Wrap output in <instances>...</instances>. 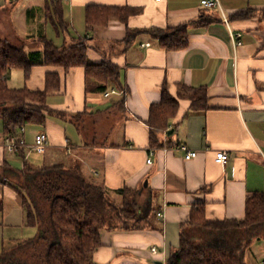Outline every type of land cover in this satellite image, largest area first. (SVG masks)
Returning a JSON list of instances; mask_svg holds the SVG:
<instances>
[{
    "label": "crops",
    "instance_id": "obj_1",
    "mask_svg": "<svg viewBox=\"0 0 264 264\" xmlns=\"http://www.w3.org/2000/svg\"><path fill=\"white\" fill-rule=\"evenodd\" d=\"M202 1L0 0V40H19L34 62L27 77L16 69L20 86L11 88L46 92L48 108L43 129L26 127L27 147L16 153L4 146L0 119V255L38 233L27 224L24 193L17 188L27 166L80 163L115 202L131 189L150 206L152 227L101 231L94 264H167L194 217L240 221L248 198L264 196V0H218L216 8ZM103 7L138 12L127 24L112 20L90 29L89 10ZM179 27L187 30L184 49L166 50L153 34ZM48 41L58 49L85 42L88 62L118 67L119 82L98 92L93 81L87 91L85 68L42 63ZM200 87L207 110L194 113L191 99L180 93ZM113 89L119 94L104 96ZM165 90L178 100V110L168 133L159 135L163 147L155 148L149 121ZM38 132L49 137L44 155L31 149ZM188 152L198 155L186 160ZM218 152L228 153L227 165L216 163ZM256 246L248 247L245 264H254Z\"/></svg>",
    "mask_w": 264,
    "mask_h": 264
},
{
    "label": "trees",
    "instance_id": "obj_2",
    "mask_svg": "<svg viewBox=\"0 0 264 264\" xmlns=\"http://www.w3.org/2000/svg\"><path fill=\"white\" fill-rule=\"evenodd\" d=\"M137 12L132 8H95L89 10L87 23L90 29L105 27L112 20L127 24ZM186 33V27H179L155 30L153 34L166 50H180L188 45ZM87 49L83 41L64 49L48 41L42 63L66 70L83 67L87 91L94 81L98 84L95 91L104 92L110 83L119 82L120 70L110 62L90 64ZM33 64L19 40H0V119L5 137L18 135L22 127L44 126L47 121L46 92L11 88L8 84L12 70L22 69L27 77ZM183 95L191 99L192 112L207 110L205 88H182L180 96ZM177 110L178 100L165 90L161 104L152 107L149 121L155 148L163 147L159 135L168 133L169 121ZM77 125L85 131L83 121L77 120ZM77 166H27L19 174L22 182L17 188L24 193L27 224L37 227L38 233L33 239L5 248L0 264H94L93 255L102 245V230L152 227L150 206L140 203L138 190L123 189L121 202L117 203L104 185L85 175L80 163ZM201 217H194L190 227L183 228L180 247L170 253L167 264H245L248 247L263 233L264 196L248 198L243 220L208 221L204 215Z\"/></svg>",
    "mask_w": 264,
    "mask_h": 264
},
{
    "label": "built area",
    "instance_id": "obj_3",
    "mask_svg": "<svg viewBox=\"0 0 264 264\" xmlns=\"http://www.w3.org/2000/svg\"><path fill=\"white\" fill-rule=\"evenodd\" d=\"M157 2H160L161 0H156ZM202 5L207 7V8H216L219 6L218 0H204L202 1ZM148 46H150L148 44ZM118 91L113 89L109 92H106L104 94L105 97H109L111 95H118ZM25 133H26V128L22 127L19 131L18 135L14 136H7L4 139V146L7 151L16 153L19 150L26 148L27 147V142L25 138ZM49 147V137L45 132H38L35 134V139H34V144L32 146V151L39 155H44ZM182 149L187 150L186 147H182ZM197 152H188L185 159L186 160H191L197 157ZM216 163L221 164L222 166L227 165L229 161V155L227 152H218L216 154ZM148 164H151L152 161L151 159L148 160ZM159 218H162V214H158ZM152 252L155 254L157 253L156 248L152 249Z\"/></svg>",
    "mask_w": 264,
    "mask_h": 264
},
{
    "label": "rangeland",
    "instance_id": "obj_4",
    "mask_svg": "<svg viewBox=\"0 0 264 264\" xmlns=\"http://www.w3.org/2000/svg\"><path fill=\"white\" fill-rule=\"evenodd\" d=\"M20 1H23V0H17L16 3L18 4V3H20ZM21 77H22V72L21 71L16 70V69L12 70V78L9 81L10 87H19L20 86V82H21L20 81ZM107 123L108 122L103 123L102 126L103 125L105 126ZM35 128H37V127H35ZM39 128L43 129L41 127H39ZM79 130H80V128H79ZM70 139L73 141V143H76L75 139H73L71 137H70ZM263 237H264V234H262L261 238L263 239ZM255 243L257 244V246H256L255 249H253V251L255 250L258 253H257L256 256L254 255L253 257H250V255H249V257L253 258V263L254 264H261V262L264 260V239L262 241H260V237H258V239L255 240Z\"/></svg>",
    "mask_w": 264,
    "mask_h": 264
},
{
    "label": "water",
    "instance_id": "obj_5",
    "mask_svg": "<svg viewBox=\"0 0 264 264\" xmlns=\"http://www.w3.org/2000/svg\"><path fill=\"white\" fill-rule=\"evenodd\" d=\"M173 132L171 131L169 134L171 135ZM147 186V183L145 184ZM157 264H162V263H157Z\"/></svg>",
    "mask_w": 264,
    "mask_h": 264
}]
</instances>
